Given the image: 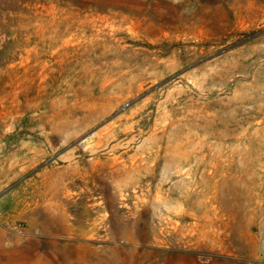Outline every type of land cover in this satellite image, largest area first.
Returning a JSON list of instances; mask_svg holds the SVG:
<instances>
[{
	"label": "rangeland",
	"instance_id": "rangeland-1",
	"mask_svg": "<svg viewBox=\"0 0 264 264\" xmlns=\"http://www.w3.org/2000/svg\"><path fill=\"white\" fill-rule=\"evenodd\" d=\"M0 264H264V0H0Z\"/></svg>",
	"mask_w": 264,
	"mask_h": 264
},
{
	"label": "bare ground",
	"instance_id": "bare-ground-1",
	"mask_svg": "<svg viewBox=\"0 0 264 264\" xmlns=\"http://www.w3.org/2000/svg\"><path fill=\"white\" fill-rule=\"evenodd\" d=\"M89 139V138H88Z\"/></svg>",
	"mask_w": 264,
	"mask_h": 264
}]
</instances>
